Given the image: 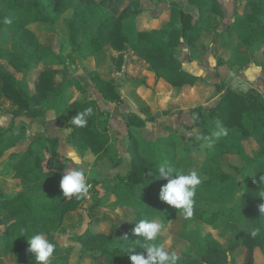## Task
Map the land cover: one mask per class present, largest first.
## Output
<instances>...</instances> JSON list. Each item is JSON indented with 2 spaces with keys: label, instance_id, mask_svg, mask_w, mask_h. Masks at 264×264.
Wrapping results in <instances>:
<instances>
[{
  "label": "trees",
  "instance_id": "obj_1",
  "mask_svg": "<svg viewBox=\"0 0 264 264\" xmlns=\"http://www.w3.org/2000/svg\"><path fill=\"white\" fill-rule=\"evenodd\" d=\"M187 1L194 4L200 12L196 22L192 13L180 8V28L172 25L143 29L137 31L136 38L133 39L135 35L127 33L125 25L126 21L145 11L141 0H0V36L5 20L11 15L24 29L16 49L0 46V99L6 98L16 106L10 119L3 118L7 119L8 125L0 122V159L5 157L10 147H14L8 145L7 138L8 133L18 127L15 120L27 115L33 104L42 106L51 96H61L72 87L79 89L83 96L66 106L56 120L71 123L72 117L89 107L93 109V113L86 117L88 122L84 127L71 123L73 131L67 141L77 148L83 161L87 162L89 158L96 161L112 159L109 147L111 135L108 127L101 126L100 112L103 110L97 100L88 94L79 79L66 75L67 67L55 69L44 66V61L56 56L53 39L50 43L45 35L38 34L31 25L51 24L55 22L56 15H61L77 51L80 55L81 51H87V55L82 54V57L107 48L119 52L128 51L126 58L123 53L117 57V69L135 62L133 57L136 56L155 73L156 80L167 81L178 97L185 86H196L199 77L184 69L176 49L183 39L189 47H195V40L204 31L211 29L210 20L204 14L206 8L224 16L220 0ZM245 1V9L236 15V22L233 24L235 35L239 44L247 46L260 39L252 50V56L260 55V63L264 64V0ZM171 5L180 7L177 1ZM34 70L36 77L33 90L30 91L16 73L26 74ZM86 73L90 83L105 101H122L120 84L114 78H104L91 65H87ZM216 87L223 93L208 110L219 119L220 128L227 130V135L212 137L213 147L207 151L211 159L205 166L208 182L219 175L223 183L229 181V175L221 168V159L229 153L241 151V143L244 141L256 142L255 133L260 135V143H257L247 167L239 198L235 199L233 195L221 198L218 206L210 210L197 206L193 208L194 219L208 225L219 223L230 233L228 249L209 243L202 256H178V264H235L234 254L239 250L245 251L242 264H255V248L260 247L264 253V214L260 212V206L264 205V183L260 182V177L264 176L263 94L256 88L238 91L232 88L221 89L218 84ZM204 109H195V123L187 122L185 127L201 125ZM141 111L149 113L148 107H143ZM144 125L145 119L137 113H131L124 120V138L128 143L122 149L124 160L114 163L115 166L123 162L129 165L126 174L114 177L115 191L121 200L127 199L125 194L131 199L134 218L121 235L95 230L91 224L84 227L82 232L76 234L81 257L100 260L103 256L107 264H131L130 255L145 251L140 247L143 237L134 234L135 223L142 219L151 220L159 215L168 223L179 211L154 196L160 181L163 185L168 181L156 178L158 165L142 153L137 135H140V128ZM47 127L52 128L53 132L32 139L24 151L10 154L8 159H12L10 164L13 168L8 181L10 186L8 183H0V243L3 244V259L7 264L9 260L14 264H35L33 254L27 251V236L31 237L35 233H42L56 246L51 264H59L58 256L62 248L56 232L67 231L66 221L82 206L89 193L88 190L80 199L63 195L60 182L69 168L68 160L71 159L63 157L59 150L62 139L56 131V122H47ZM73 165L80 170L78 164L73 162ZM171 167L175 169L174 166ZM90 183L97 186L100 181L92 180ZM99 206L98 201L90 205L85 213L89 220L99 213ZM253 230L257 231L256 236H252ZM159 241L163 243L161 238ZM164 246L169 251L165 244Z\"/></svg>",
  "mask_w": 264,
  "mask_h": 264
},
{
  "label": "rangeland",
  "instance_id": "obj_2",
  "mask_svg": "<svg viewBox=\"0 0 264 264\" xmlns=\"http://www.w3.org/2000/svg\"><path fill=\"white\" fill-rule=\"evenodd\" d=\"M176 1L180 3V7H172L171 4ZM220 2L224 10V16L213 12L211 9L206 8L204 10L205 16L210 20L209 23L211 29L207 31L209 34L203 37L200 46L198 47L206 49L207 42H212L214 40L213 33L218 29L226 27L228 23H232L235 16L240 14V11H243L246 5V3L244 4V0H220ZM142 4L145 7V11L126 21L125 28L129 34L135 33L138 28L139 30L154 29L161 26L172 25L180 28L182 26L179 14L180 8H183L185 12L192 13L195 22L200 15L197 7L194 4L189 3L187 0H142ZM262 16L264 18V12ZM54 18L55 22L51 24L34 23L31 25L33 29L35 28V31L38 34L45 35L50 43L53 39V48L56 52V56L49 57L50 60L47 62V66L57 67V69L67 67L68 70L66 75L71 76L69 73L71 69H76L78 71L84 69L86 72L87 65H91L103 70L104 76L111 77L113 76L112 73L114 67L117 68V57L121 53H123L125 58L126 55H129L128 51L119 53V51L107 48L97 53L95 52V54L82 57V54L87 55V51H81L80 55L75 45L72 44L64 17L56 15ZM214 26H216L215 31ZM23 30L24 29L14 20L13 16H9L2 27L0 46H9L10 48L13 47V49H16L19 37ZM233 39L236 42V38ZM199 40L200 39H197L195 42H198ZM259 41L260 39H256L255 43H251V45L247 46L244 52L237 57L236 61H234L236 64L229 65L226 64L224 60H219L215 67L217 72H213L218 73V76L215 74L214 80L219 78L223 85L229 86L238 91H247L251 88H256L264 93V66L262 67L258 65L262 62V57L260 55H253L252 62L249 67L246 68L249 64V62L247 64V59L251 58V51L256 48ZM198 52H201V50H198ZM94 55H97L95 60H93ZM61 74L58 75V80L61 79ZM16 75L28 90H33L36 70L29 71L26 74L16 73ZM112 78L116 80L115 76ZM197 89L198 91L196 90V92L193 91L186 93L188 108L176 113L163 110L162 107L159 106V95L154 94L155 98L153 96L150 98L149 96V102L151 103L150 106H147L149 113H143L141 110L140 113L150 122V131L148 132L151 133L149 135H164L166 138L158 137V139L156 138L143 143V136L139 134L137 136L140 140V144L143 143L142 153L152 161L156 162L158 167L161 164H168L174 166L175 169L180 170L183 174H190L191 172H196L198 174L201 183L196 188L194 206L200 207L203 210H210L218 206L221 198L226 199L229 195H233L235 199L240 197L244 187V176L253 152L257 148L256 145L257 143H260V135L255 133L256 142L254 140L250 142L244 141L241 143V151L229 153L221 159V168L229 175V181L227 180L223 183V180L219 175L215 178L213 177V180L208 182V175L205 171V166L211 158L207 151L213 147L212 137L215 136L214 133L220 129L221 123L214 114H207L206 111H204V118L201 125L192 128L185 127L187 122H191V124L195 123V119L197 118L195 116V109L201 104L200 94H209V90L206 88ZM93 96L99 99L97 102L103 110V112H100L101 126L114 130L112 132H123V137H121L123 139H120V143L122 144L127 140L124 138L125 129L123 124V119L126 118L120 120L116 119L115 121L112 114L106 110L107 108L104 105L106 102L100 98V95L93 94ZM204 110H208V107L206 106ZM12 113L13 107L11 102L7 99L0 101V122H6L3 124L8 125L7 119L3 120V118L9 117L10 119ZM37 116H41V114H27L24 118L18 117L15 120L18 127H16L14 131L8 133L9 137L7 138L8 145L14 147H10L6 153V157L12 151L21 152L22 150H25L31 138L39 133L35 131V127H37ZM151 118L153 120H151ZM213 118H217L218 121H216V124L219 126L213 124L211 132L207 134L208 132L205 124L210 122ZM48 121L50 120L45 118L44 122H41V125H43L45 129L42 131L46 133ZM163 121H165V124H163ZM27 125H31L32 127L30 132L26 130ZM41 125L38 124V127H41ZM69 127L71 126L56 127V129L58 128L56 131L62 140H65L64 133L67 134L70 131ZM182 128L184 131L183 134L180 135L178 133ZM62 130L64 132H62ZM117 134L121 135V133ZM120 148L121 146L118 147L116 143L110 146L111 161L99 163V161L89 158V162L79 161V163H76L79 165L80 170L84 172L86 183L89 185V193L82 206L66 221L68 225L66 228L67 231L56 232L57 240L62 248L58 256L59 264H107L106 259L103 256L100 257V260H93L86 256L85 258L81 257L80 245L77 243L76 234L82 232L84 227L91 224L95 230H102L113 235H121L127 224L134 218L131 199L125 194V198L127 199L121 200L118 198L115 191L116 181L114 177L117 174H126L127 171L124 167L128 165L126 162H123L122 166L124 167L122 169L117 170V168H114L115 162L121 163L122 159L124 160V153ZM62 153L66 158V154L63 151ZM11 160L7 158V163H0V183H8L11 177V172L13 170L12 165L10 164ZM127 160L128 158L126 157V161ZM73 162L72 159L71 161L68 160V170H77L74 167ZM92 180L100 181V184L95 186L93 183H90ZM159 185L160 186H157L155 190V197H159L163 182L160 181ZM95 201H98L100 204L98 209L99 213L92 217L93 219L89 220L85 213ZM154 218L160 220L165 225L166 232H164L160 238L168 248L169 252H174L177 256L190 258L200 257L206 252L209 243L218 245L224 249H228L229 247L231 235L219 223L208 225L194 219L193 216L191 218H185L183 210L177 211L173 219L168 223H165L160 215L155 216ZM138 240L139 239H137V241ZM243 256H245L244 252L237 251L234 254L236 261L233 260L234 263L242 264ZM255 262L256 264H264V256L262 255L256 259ZM8 263L14 264L11 260H9ZM0 264L3 263L0 262Z\"/></svg>",
  "mask_w": 264,
  "mask_h": 264
},
{
  "label": "crops",
  "instance_id": "obj_3",
  "mask_svg": "<svg viewBox=\"0 0 264 264\" xmlns=\"http://www.w3.org/2000/svg\"><path fill=\"white\" fill-rule=\"evenodd\" d=\"M245 3L246 1L244 2V4ZM240 13H242V11H240ZM235 22H236V16L232 23H228L227 26L223 27L222 29H218L217 31H215L216 26H214V31H215V33H213L214 40L212 42H207L206 49H203L202 47H198V46H200V42L203 39V37L209 34V32L207 31H204L203 35L199 38L200 40L198 42H195V47H189V45L186 43L184 39L181 41V44L176 49L177 56L183 62V66L185 70L199 77V80H198L199 82L197 83L196 86H185L183 88V92L181 96H178V97L174 95L172 87L167 81H165L164 79L156 80L155 73L150 70L147 64H145L142 60H139V58L136 56L133 57V59H135V62H131L129 65L128 64L124 65L122 69H117L116 67H114L113 69L114 71L112 73L113 76L111 77L104 76L103 70H101L99 67L97 68L96 66H93L104 78L113 79L112 77L114 76L116 77V81L120 84L119 90L122 95V101L119 103L105 101L102 98L101 94L90 83L87 73L84 71V69L82 71L71 69L69 73L71 74V77H75L79 79L85 85L87 92L90 96L95 98L93 94L100 95V98L104 100V102H106L104 103V105L107 108L106 110H108V112L112 114V117L115 118V121L116 119L120 120L122 118H128L131 113H137L141 115L140 110L143 107L150 106L151 103L149 101L152 96L155 98L154 94L159 95V106H161L163 110L174 112V113L184 110L188 108L187 101H186V93L193 92V91L196 92V90L198 91L197 88H203V89L206 88L207 90H209V94H204V95L200 94L201 104L198 105V107L205 108L207 106L208 109H210L211 106L220 98V96L223 93L221 90H219L216 87L217 84L221 87V89L223 88L224 90L226 88H230L229 86L223 85L222 82H220L219 78L214 80L215 74L218 76V73H213L214 71L217 72L215 68L217 63L219 62V60L221 61L224 60L226 64H229V65L236 64L234 63V61H236L237 57L241 53H243L244 50L247 48V45H245L244 43L239 44V40L236 37L235 31H234L233 24ZM229 26H231V28ZM137 31H139V28ZM137 31L132 34L133 36L135 35V37H132L133 39L136 38ZM233 38H236V42L234 41ZM198 50H201V52H198ZM250 56H251L250 58L251 60L247 59V64L248 62L249 64L248 66H246V68L249 67L250 63L253 60L252 51H251ZM96 57L97 55L96 56L94 55L93 60H95ZM47 62L49 61H44L45 67L57 69V67L47 66ZM258 65L262 67L264 66L263 63H260ZM262 94L264 97V93ZM82 96L83 94L80 92L79 89H77L76 87H72V88L67 89L65 94L61 96H57V97L51 96L47 100V102H45L42 106L33 104L32 109L28 114H31V115L41 114V116H37V119H36L37 127H35V131L39 133L37 135H34V137H32L31 140L34 138L37 139L40 136L46 135V132L42 131L45 129L43 125H41V122H44L45 118H47V120H50L48 122L55 121L58 127H64V126H69V125L71 126V123H66V122L63 123L62 121L59 122L56 119L60 114H62V111L64 110L66 106L80 99ZM3 99H6V98H2L0 99V101H3ZM95 99L99 100L97 98ZM11 104H12L13 111H14L16 109V106L12 102ZM204 111H206L207 114L211 113L209 110H204ZM141 116L143 117V115ZM21 118H24V116H22ZM213 119H211L210 122L205 124L207 132H208L207 134L211 132V129L213 128L212 126L213 124H215L216 126H219L216 124V121H218L217 118H213ZM124 120L125 119H123V124H124ZM38 124L41 125V127H38ZM163 124H165V121H163ZM149 125H150V122L145 119V125L142 128H140V135H142L144 138L143 143L154 140L156 138L158 139V137L166 138L164 135H161V136H157V134L149 135L151 133V132H148L150 131ZM31 128H32L31 125H27L26 130L30 132ZM69 129L70 131L67 134L64 133L65 140L60 141L59 150L62 156H63V153H62L63 151L66 154V158L72 159L75 163H77V161L78 162L83 161V159L79 151L77 150V148L73 144H70L67 141V138L70 136V134L73 131V127L71 126L69 127ZM112 131L114 130L109 129V133L111 135V141H110L109 147L112 146L114 143H116L118 147L121 146L120 149L122 150L124 146H127L128 141L126 140L121 144L120 139H123L121 138L123 137L122 136L123 132H112ZM183 131H184L183 128L180 129L178 134L180 135L183 134ZM51 132H53L52 128H48L47 133H51ZM62 132L64 131L62 130ZM117 133H121V135ZM143 143L141 144V146H143ZM12 152H15V151H12ZM12 152H10L9 155H7V157L5 155V157L0 159V163H3V164H5V162L7 163V158L10 156ZM102 161L103 162L99 161V163H105L111 160L107 159V160H102ZM83 162H86V161H83ZM122 165L123 164H120L119 166L114 165V168H117V170H120L124 167ZM124 168H126V171L128 172L129 165L125 166ZM11 174H13V170ZM239 251L244 252L245 254L244 250H239ZM0 252H1L0 258L2 259L1 262L3 264H7V262L3 259V244L2 243H0ZM262 255L264 256L263 250L260 247H256L254 250V260L256 261V259H258Z\"/></svg>",
  "mask_w": 264,
  "mask_h": 264
},
{
  "label": "clouds",
  "instance_id": "obj_4",
  "mask_svg": "<svg viewBox=\"0 0 264 264\" xmlns=\"http://www.w3.org/2000/svg\"><path fill=\"white\" fill-rule=\"evenodd\" d=\"M93 109H85L84 112H78L72 117L71 123L84 127L87 125L86 117L91 116ZM216 137L227 135V130L220 128L214 133ZM77 163H79L77 161ZM157 179L167 180L162 185L159 198L161 201L174 207L177 210H183L185 218H191L194 208V197L196 188L201 183L196 172L183 174L180 170L174 169L168 164L159 165ZM260 182L264 183V176L260 177ZM60 188L65 197L82 198L88 193L89 185L86 183L85 175L82 170L69 169L62 176ZM260 212L264 214V205L260 206ZM134 234L143 237L140 245L145 251L140 254L130 255L131 264H178V256L173 252L166 250L164 243L159 238L166 232L165 225L158 219H142L135 223ZM252 236L257 235V231H252ZM28 252L33 254L35 264H51V258L55 252L56 246L47 240L42 233H35L28 237ZM131 251V249H128ZM146 253V254H145Z\"/></svg>",
  "mask_w": 264,
  "mask_h": 264
}]
</instances>
